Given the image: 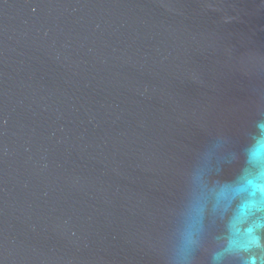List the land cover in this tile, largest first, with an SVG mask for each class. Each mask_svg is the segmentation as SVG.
<instances>
[{"label": "water", "instance_id": "1", "mask_svg": "<svg viewBox=\"0 0 264 264\" xmlns=\"http://www.w3.org/2000/svg\"><path fill=\"white\" fill-rule=\"evenodd\" d=\"M259 107L264 0H0V264H165L184 169Z\"/></svg>", "mask_w": 264, "mask_h": 264}, {"label": "clouds", "instance_id": "2", "mask_svg": "<svg viewBox=\"0 0 264 264\" xmlns=\"http://www.w3.org/2000/svg\"><path fill=\"white\" fill-rule=\"evenodd\" d=\"M208 136L183 171L184 197L161 242L165 264H201V256L264 264V107L238 133Z\"/></svg>", "mask_w": 264, "mask_h": 264}]
</instances>
